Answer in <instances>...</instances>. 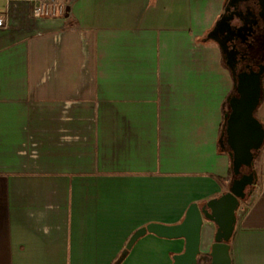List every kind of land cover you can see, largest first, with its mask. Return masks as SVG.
I'll list each match as a JSON object with an SVG mask.
<instances>
[{
    "label": "crops",
    "instance_id": "1",
    "mask_svg": "<svg viewBox=\"0 0 264 264\" xmlns=\"http://www.w3.org/2000/svg\"><path fill=\"white\" fill-rule=\"evenodd\" d=\"M33 5L0 0V264H112L139 227L232 190L233 60L264 36V0H77L44 18ZM257 112L264 125V93ZM254 164L232 264H264V143ZM168 179L200 191L182 208L144 207L142 181ZM215 229L204 221L200 255ZM148 234L121 264L158 260L152 240L184 250Z\"/></svg>",
    "mask_w": 264,
    "mask_h": 264
},
{
    "label": "water",
    "instance_id": "2",
    "mask_svg": "<svg viewBox=\"0 0 264 264\" xmlns=\"http://www.w3.org/2000/svg\"><path fill=\"white\" fill-rule=\"evenodd\" d=\"M75 1H68L66 15ZM262 70L264 63L245 64L237 73L236 89L228 102L225 138L229 141L228 148L234 161L242 163L241 169L234 172L238 188L201 203H191L179 223L151 222L139 227L112 264H121L135 243L148 233L165 239H184V250L174 255L172 264H198L205 220L213 222L216 227L214 242L208 252L210 264H232L230 242L236 230L242 198L238 191L245 195L250 192L254 182V151L261 149L264 143V125L255 115L262 97Z\"/></svg>",
    "mask_w": 264,
    "mask_h": 264
},
{
    "label": "rangeland",
    "instance_id": "3",
    "mask_svg": "<svg viewBox=\"0 0 264 264\" xmlns=\"http://www.w3.org/2000/svg\"><path fill=\"white\" fill-rule=\"evenodd\" d=\"M257 42L258 43L255 44L256 47H254L255 50L251 52L249 56H247L246 64L264 62V36L260 37ZM233 70L236 76V73H238L239 70H242V64H240V66H236V68H234ZM227 110H228V106H227ZM257 114L258 112L256 113V116ZM223 138L225 139L224 136ZM241 167H242V163L238 162V165H237L238 169L234 170V172L237 170H240ZM221 180L222 179H216V181L219 183H221ZM198 182H199L198 180H191V179H184V180L168 179V180H157V181H142L141 190H139L140 195L136 197L142 201L144 207L151 206V208L158 207V209H160L162 206L170 204L171 206L175 205L176 207L182 208L183 205L187 201H189L191 198L196 196L197 192L200 191V188L195 187V184H197ZM238 194H240L239 191H238ZM145 198H148L147 202L145 201ZM178 209H175V210H178ZM153 215H157V214H154V213L149 214V216H153ZM145 218H147V215L143 214L141 218L142 221L145 220ZM148 235L151 236L152 239H154L153 238L155 236L154 234H148ZM144 246L146 247L147 244H145ZM150 246L151 248L156 247L155 249L158 252L159 259L155 261L152 260L149 262H151L152 264H172L175 253L173 252L166 253V251H163L164 247L158 244L156 240H152V243ZM141 251H144V247L141 249ZM136 262H141V263L146 264L145 260L136 261Z\"/></svg>",
    "mask_w": 264,
    "mask_h": 264
},
{
    "label": "built area",
    "instance_id": "4",
    "mask_svg": "<svg viewBox=\"0 0 264 264\" xmlns=\"http://www.w3.org/2000/svg\"><path fill=\"white\" fill-rule=\"evenodd\" d=\"M33 16L36 18L44 17H64L67 13L69 0H33ZM5 17L0 13V29L4 26Z\"/></svg>",
    "mask_w": 264,
    "mask_h": 264
},
{
    "label": "trees",
    "instance_id": "5",
    "mask_svg": "<svg viewBox=\"0 0 264 264\" xmlns=\"http://www.w3.org/2000/svg\"><path fill=\"white\" fill-rule=\"evenodd\" d=\"M263 63H264V62H263ZM239 71H240V70H239ZM260 73H261L262 96H263V93H264V70L260 71ZM235 77H236V78H235V81H236V85H237V73H236V76H235ZM235 89H236V86H235V88H234V90H233L231 96L234 94ZM231 96H230V97H231ZM230 97H229V99H230ZM229 99H228V101H227L228 110H229V103H228V102H229ZM261 99H262V97H261ZM260 102H261V101H260ZM259 105H260V103H259ZM258 108H259V106H258ZM258 108H257L256 111H255V115H256V113H257V111H258ZM228 110H227L226 114L224 115V121H223V126H222V136H224V137H225V128H226V119H227V113H228ZM256 117H257V116H256ZM260 150H261V149H259L258 151H254L253 168H254V166H255L254 163H255V161H256V158H257V156H258ZM223 182H229V183L231 184V186H232V189L238 187L237 184H235L236 182H235V177H234V171H233L232 169L229 171L228 176L225 177V178L223 179ZM255 184H256V183H255V180H254L253 185H252V187H251V190H250V192H249L247 195L242 194V193L239 191L240 194H241V197L243 198V200H244V199L246 200V199H248V198L250 197L251 192H252V190H253ZM198 264H210V257H209V255H208V253H204V255H200V256H199Z\"/></svg>",
    "mask_w": 264,
    "mask_h": 264
},
{
    "label": "flooded vegetation",
    "instance_id": "6",
    "mask_svg": "<svg viewBox=\"0 0 264 264\" xmlns=\"http://www.w3.org/2000/svg\"><path fill=\"white\" fill-rule=\"evenodd\" d=\"M249 21V20H248ZM255 20L254 21H249L248 23L253 25L255 24ZM247 23L246 22V19L243 21V24L241 26H239L238 28H236L235 32L237 33V36H239V38L243 37L245 40V35H243V32H247V34L249 36H251L252 34L255 33V29L254 28H250L249 26L247 27V25L245 24ZM257 23V22H256ZM242 38V39H243ZM251 43V42H250ZM245 48V47H244ZM250 55V52L247 50V49H243V50H239L238 53H237V58L233 60L234 64L236 66H240V64H242V69H243V66L246 64V59H247V56ZM233 190V189H232Z\"/></svg>",
    "mask_w": 264,
    "mask_h": 264
}]
</instances>
